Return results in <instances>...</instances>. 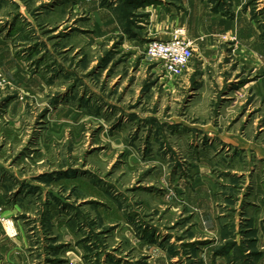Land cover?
<instances>
[{
    "label": "rangeland",
    "instance_id": "obj_1",
    "mask_svg": "<svg viewBox=\"0 0 264 264\" xmlns=\"http://www.w3.org/2000/svg\"><path fill=\"white\" fill-rule=\"evenodd\" d=\"M84 2L0 0V264H264V0L262 51L207 35L178 77L144 48L190 6Z\"/></svg>",
    "mask_w": 264,
    "mask_h": 264
},
{
    "label": "crops",
    "instance_id": "obj_2",
    "mask_svg": "<svg viewBox=\"0 0 264 264\" xmlns=\"http://www.w3.org/2000/svg\"><path fill=\"white\" fill-rule=\"evenodd\" d=\"M184 4L190 6L186 7V11L188 15H195L196 22L191 25V29L194 28V32H189L188 19H184V24L186 26L187 37L192 40L194 45L202 48L208 47V43L211 40L207 35H212L214 33L219 32H232L234 31L243 41L252 40L249 45L252 46L253 49L257 51H262V45L258 37V33L254 24L249 20V16L247 12L240 11V5L243 0H232V9L235 12V17L233 19L227 20L225 17L221 15L219 10H214L213 4L209 3L207 0H180ZM89 8H96L95 3L92 5H88ZM158 7V6H157ZM169 10L167 13L169 15H173L171 17L172 21L179 20L180 16L176 14L174 16L173 9L175 8L173 5H168ZM74 12L77 13L79 10L85 9L86 4L84 0H74ZM239 10V11H238ZM99 11V10H98ZM159 11V10H158ZM161 11V10H160ZM92 12L96 13L97 11L94 9ZM206 36V37H205ZM204 37L203 42H198V39H202ZM170 37H157L155 39H168ZM245 39V40H244ZM197 41V42H196ZM249 42V41H248ZM195 47V46H194Z\"/></svg>",
    "mask_w": 264,
    "mask_h": 264
},
{
    "label": "built area",
    "instance_id": "obj_3",
    "mask_svg": "<svg viewBox=\"0 0 264 264\" xmlns=\"http://www.w3.org/2000/svg\"><path fill=\"white\" fill-rule=\"evenodd\" d=\"M194 43L185 37L184 29H177L168 39H151L144 48L145 56L155 60L171 77L182 75L193 57Z\"/></svg>",
    "mask_w": 264,
    "mask_h": 264
},
{
    "label": "trees",
    "instance_id": "obj_4",
    "mask_svg": "<svg viewBox=\"0 0 264 264\" xmlns=\"http://www.w3.org/2000/svg\"><path fill=\"white\" fill-rule=\"evenodd\" d=\"M231 243H228V245H230ZM223 250V249H222Z\"/></svg>",
    "mask_w": 264,
    "mask_h": 264
}]
</instances>
